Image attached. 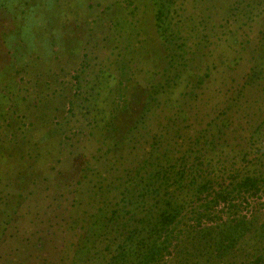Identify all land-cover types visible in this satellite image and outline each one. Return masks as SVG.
Segmentation results:
<instances>
[{
  "label": "rangeland",
  "instance_id": "obj_1",
  "mask_svg": "<svg viewBox=\"0 0 264 264\" xmlns=\"http://www.w3.org/2000/svg\"><path fill=\"white\" fill-rule=\"evenodd\" d=\"M173 1L168 37L180 32L189 64L175 91L150 97L145 125L137 124L142 100L177 73L170 58L179 48L162 38L153 0H0V264H105L117 233L106 228L95 243L86 233L111 215L150 151L155 160L175 157L165 151L174 139L218 116L235 129L237 148L248 142L264 117V79L224 110L251 67L260 68L253 54L264 35V0H239L237 9L238 0ZM159 131L163 144L152 149ZM214 149L222 156L212 166L224 163L218 179L232 182L247 161ZM233 200L204 224L244 215L262 231L264 192ZM83 243L90 252L78 255Z\"/></svg>",
  "mask_w": 264,
  "mask_h": 264
},
{
  "label": "trees",
  "instance_id": "obj_2",
  "mask_svg": "<svg viewBox=\"0 0 264 264\" xmlns=\"http://www.w3.org/2000/svg\"><path fill=\"white\" fill-rule=\"evenodd\" d=\"M153 2L162 38L164 37L166 43H173L179 48L175 49L170 58L171 68L174 69L176 65L177 73L173 77L167 76V84H161L159 89L151 87L147 99L142 100L143 113L137 124L143 122L145 125L144 117L151 109L148 107L150 97L157 100L161 97L160 93L169 95L175 91L179 84L177 81L186 71L185 63L189 64L187 57H184V41L179 42L180 32L170 34L172 38L168 37L172 22L169 24L167 20L175 17L172 13L174 1ZM239 5L238 0V5L233 9H237ZM175 13L180 16V13ZM180 58H184V63ZM253 58L260 68L251 67L252 73L246 75L243 87L227 104L225 115L243 101V95H247L254 81L264 79V35ZM186 110V105H179L177 112L186 114ZM117 116L115 114V120ZM227 120L226 116L224 119L214 117L198 134H188L187 137L181 134L180 139H174L171 145L177 151L165 149L171 154L177 152L175 157L164 152V155H158L155 160V154L150 151V156H146L144 163L135 171L136 177L129 175L120 200L111 209V215L105 213L108 217L105 215L102 220L98 217L91 223V230L86 233L87 238L90 233L94 235V243L103 239L101 233L106 228H111L112 232L117 233L114 238L116 247L111 248L114 246L112 241L110 245L105 246V251L109 252L105 264H264V222L261 224L262 231L257 228L252 231L254 220L244 215H239L242 218L235 217L228 221L204 224L206 219L210 220L213 209L216 210L222 205L226 208L229 205L236 206L232 203L235 201L234 196L258 195L264 192V163H259L264 151H260V144L257 146L259 140L264 144V117L250 134L248 144L245 143L247 146L243 145L241 149L234 145V136L231 137L229 131L235 129ZM132 129L128 126L123 133L127 135V131ZM164 130L170 131V128ZM159 132L152 135V149H161L165 132ZM260 133L263 134L262 138H258ZM186 140L189 143L184 146ZM219 145L221 149L237 152L233 153L232 159L242 158L247 161L246 165H241L234 170V174L229 175L232 182L226 183L225 179H218L217 172L223 173L224 163L220 166V171L212 166L213 162L222 156V152L214 149ZM181 147L185 150H181ZM256 160L259 164H256ZM254 165L261 167L252 169ZM200 201L202 203H199ZM102 210L104 211V208ZM187 219L192 223L182 227ZM248 242L253 244L252 249L245 247ZM87 245L80 244L76 250L77 254L89 253Z\"/></svg>",
  "mask_w": 264,
  "mask_h": 264
}]
</instances>
